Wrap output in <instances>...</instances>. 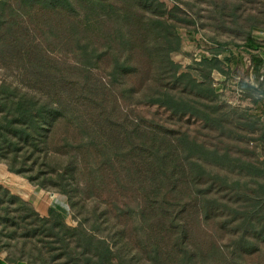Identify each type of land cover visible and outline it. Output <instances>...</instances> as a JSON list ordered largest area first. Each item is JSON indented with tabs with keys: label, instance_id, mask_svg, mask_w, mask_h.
<instances>
[{
	"label": "trees",
	"instance_id": "trees-1",
	"mask_svg": "<svg viewBox=\"0 0 264 264\" xmlns=\"http://www.w3.org/2000/svg\"><path fill=\"white\" fill-rule=\"evenodd\" d=\"M36 1L50 7L63 4V0ZM76 1L105 9L114 0ZM120 1L131 7L122 15L121 27L127 32L120 28L109 36L119 41L107 54L105 89L124 85L120 87L122 99L135 98L142 104L159 106L177 120L188 117L199 121L215 134V143L207 145L186 133L169 139L151 132L150 143L140 144L148 165L142 181L143 206L134 216L135 231L140 232L134 243L125 229L110 222L106 210L90 223L79 221L70 227L59 212L51 208L41 216L30 203L0 185V251L7 253L4 263L237 264L239 257L253 254L264 243V70L260 72L264 62L258 54L264 46L250 36L235 46L249 53L255 84H238L252 106L231 108L218 99L212 78L214 73L228 77L232 72L236 58L226 45L212 44L207 54L181 71L172 59L180 50L177 30L190 27L195 20L179 5L168 9L160 0ZM68 2L71 0H64L65 5ZM230 17L232 21L237 18L235 14ZM249 19L254 26L255 20ZM90 45L86 41L81 51L86 71L99 58ZM142 71L150 77L135 91L130 79ZM52 76L48 85L52 90L47 91L34 89L24 76H2L0 162L10 173L40 189L55 188L70 209L79 212L85 203L76 196L77 185L67 180L76 171V164L68 162L64 167L58 158L64 152V139L55 140L56 130L64 121V87L60 74ZM85 86L89 93L98 89L87 79ZM101 103L97 105L101 107ZM246 136L254 143L251 151L245 149ZM203 183L206 187L200 188ZM184 186L185 190H195L190 204L186 203ZM211 225L218 230L230 225L227 231L233 235V257L229 262L207 229ZM202 228L204 238L197 237L196 231ZM104 231L107 234H100Z\"/></svg>",
	"mask_w": 264,
	"mask_h": 264
},
{
	"label": "rangeland",
	"instance_id": "rangeland-1",
	"mask_svg": "<svg viewBox=\"0 0 264 264\" xmlns=\"http://www.w3.org/2000/svg\"><path fill=\"white\" fill-rule=\"evenodd\" d=\"M160 2L168 9L179 5L195 20L190 27L177 30L180 50L172 55V59L181 71H185L193 60L207 54L212 44L226 45L236 61L228 77L218 73L212 75L218 99L231 108L251 107L250 99L241 93L238 84L240 81L255 84L254 70L251 69L249 53L240 52L235 46L244 44L247 36L264 46V0ZM111 4L102 9L85 4L86 7L76 0L66 5L63 0V4L61 2L56 7L42 5L36 0H0V82L3 75L24 76L34 89L47 91L52 90L48 89L52 75L62 76L64 121L56 130L55 140L57 143L64 139V152L58 154V158L64 167L68 162L76 164V171L67 180L73 186L77 185L76 196L85 203V209L79 212L70 209L66 198L55 188L40 189L25 178L10 173L1 162L0 185L30 203L41 216H46L51 208L59 212L70 227L77 226L79 221L90 223L95 215L106 210L110 222L125 229L128 239L134 243L140 234L135 231L134 216L143 206L145 190H142V181L148 165L140 144L150 143L151 132L167 135L169 139L186 133L207 145L215 143V134L192 118L177 120L159 106L145 105L135 98L122 99L120 87L125 88L124 85L105 89L109 72L107 54L117 47L119 41L109 36L120 28L123 33L127 32L121 27L124 26L122 15L131 8L120 0ZM232 14L237 17L234 21L230 17ZM102 16L105 17L101 19ZM249 18L255 20L254 26H250ZM86 41L99 55L89 71L83 68L81 55ZM258 54L264 62V49ZM140 66L146 67L144 63ZM139 73L130 79L133 82L130 87L135 91L139 90L143 80L150 77L146 71V74ZM192 74L197 77L194 71ZM86 79L98 88L96 93L87 91ZM100 100L101 107L97 105ZM103 112L109 118L105 115L100 118ZM246 139L248 146L244 144L245 149L253 150L251 138L246 136ZM206 185L203 183L200 188ZM192 193L195 194L193 187L185 190L186 203L194 201ZM261 214L264 217V205ZM100 220L98 218V222ZM207 229L211 230L210 234L220 244L223 256L229 262L233 257V245H230L233 235L227 229L218 230L212 225ZM203 232H206L203 228L198 229L197 237L204 238ZM100 234H107V231ZM6 257L5 250L0 251V259L4 261ZM237 264H264V243L253 254L239 257Z\"/></svg>",
	"mask_w": 264,
	"mask_h": 264
},
{
	"label": "crops",
	"instance_id": "crops-1",
	"mask_svg": "<svg viewBox=\"0 0 264 264\" xmlns=\"http://www.w3.org/2000/svg\"><path fill=\"white\" fill-rule=\"evenodd\" d=\"M0 264H5L3 259H0Z\"/></svg>",
	"mask_w": 264,
	"mask_h": 264
}]
</instances>
